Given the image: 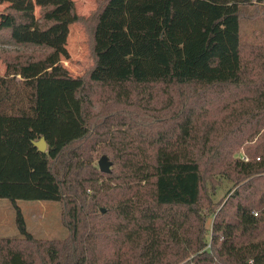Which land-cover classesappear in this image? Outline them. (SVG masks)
<instances>
[{"label": "trees", "instance_id": "trees-1", "mask_svg": "<svg viewBox=\"0 0 264 264\" xmlns=\"http://www.w3.org/2000/svg\"><path fill=\"white\" fill-rule=\"evenodd\" d=\"M3 2L0 198L20 235L0 237V264H264V39L239 38L264 0H97L87 17L74 0ZM88 19L93 63L73 75L69 24ZM113 132L120 181L89 197L112 177L91 150ZM213 174L232 180L217 209ZM18 199L61 201L68 234L33 236Z\"/></svg>", "mask_w": 264, "mask_h": 264}, {"label": "rangeland", "instance_id": "rangeland-1", "mask_svg": "<svg viewBox=\"0 0 264 264\" xmlns=\"http://www.w3.org/2000/svg\"><path fill=\"white\" fill-rule=\"evenodd\" d=\"M76 11L83 17L89 16L96 7L97 0H74ZM6 2L0 3V10L4 7ZM247 14L242 16L239 20V38L242 43H257L264 39V11L263 3H255L245 6ZM90 20L76 21L69 24V33L66 41V47L69 51V57L63 58L62 62L70 70L73 75L84 73L93 63V55L91 52L90 38H91ZM0 60V72H4L5 66ZM142 93H139V96ZM139 106H147L146 100L141 97L138 99ZM150 106V105H149ZM114 130V124H109L107 129ZM105 128L99 129L104 131ZM113 139L111 133L106 138H99L95 144V148L91 150V163L96 166V170L101 172L98 167V159L101 155L106 153V158L110 161L109 168L112 170V177L106 173L98 175L92 184L87 187L89 197L94 196H108L112 188L120 180L115 179V174L122 175V161L121 158L111 149V144L120 137L118 132H113ZM243 154L242 147L235 155ZM232 186V180L227 176L220 174H213L207 179L204 196L211 200L212 203H218L216 209L220 207L228 196L229 188ZM7 203L6 210L2 208V223L0 225V236L2 237H17L20 235L15 225V209L9 199L4 198ZM24 220L26 228L37 238H63L68 234V230L62 221V202L57 200H43V199H18L17 201ZM3 206V205H2ZM98 212H103L109 205L101 202L95 205ZM108 210V209H107ZM108 215H111L108 211ZM107 218L108 221L113 217ZM213 214H209L206 218L207 226L210 225Z\"/></svg>", "mask_w": 264, "mask_h": 264}, {"label": "water", "instance_id": "water-1", "mask_svg": "<svg viewBox=\"0 0 264 264\" xmlns=\"http://www.w3.org/2000/svg\"><path fill=\"white\" fill-rule=\"evenodd\" d=\"M33 143L40 151H44L47 147V143L43 135L33 140ZM110 163L111 161H109L105 155H101L98 159V167L101 171H108Z\"/></svg>", "mask_w": 264, "mask_h": 264}, {"label": "crops", "instance_id": "crops-1", "mask_svg": "<svg viewBox=\"0 0 264 264\" xmlns=\"http://www.w3.org/2000/svg\"><path fill=\"white\" fill-rule=\"evenodd\" d=\"M3 65V64H2ZM4 66V65H3ZM2 66H0V69H2L1 68ZM0 74H2V72H0ZM4 198H0V225H1V223H2V208L4 207V210H6V205H7V203L6 202H4V200H3ZM3 205V206H2ZM0 237H2V236H0Z\"/></svg>", "mask_w": 264, "mask_h": 264}, {"label": "built area", "instance_id": "built-area-1", "mask_svg": "<svg viewBox=\"0 0 264 264\" xmlns=\"http://www.w3.org/2000/svg\"><path fill=\"white\" fill-rule=\"evenodd\" d=\"M241 157H242L243 159H245V160L248 159L247 156H245L244 154H241Z\"/></svg>", "mask_w": 264, "mask_h": 264}]
</instances>
